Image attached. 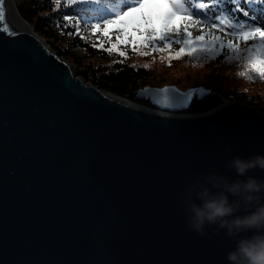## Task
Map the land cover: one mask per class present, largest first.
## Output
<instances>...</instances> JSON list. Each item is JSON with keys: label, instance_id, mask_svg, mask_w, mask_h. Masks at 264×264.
<instances>
[{"label": "water", "instance_id": "water-1", "mask_svg": "<svg viewBox=\"0 0 264 264\" xmlns=\"http://www.w3.org/2000/svg\"><path fill=\"white\" fill-rule=\"evenodd\" d=\"M0 9V264H228L240 237L198 235L182 201L209 174L246 178L229 164L264 155V113L183 114L207 91L176 86L132 103L77 77L13 0Z\"/></svg>", "mask_w": 264, "mask_h": 264}, {"label": "trees", "instance_id": "trees-1", "mask_svg": "<svg viewBox=\"0 0 264 264\" xmlns=\"http://www.w3.org/2000/svg\"><path fill=\"white\" fill-rule=\"evenodd\" d=\"M16 9L20 17L27 22L34 32L42 38L50 50L53 51L59 58L68 61L75 68L77 77L83 79L85 83L94 85L105 92L112 93L120 98L126 99L132 103L138 104L146 108H152L149 99H138V92L146 87H161L165 86L164 82L158 81L154 76H151L150 69L146 65L141 63L133 64V56L136 55L134 48L132 54H128L129 51L120 55L119 48L124 45V40L121 44L113 45L112 43L121 38L125 33L123 24L114 25L109 28L108 35H104L105 26L107 20H116L117 17L113 14L108 16L105 4H79L69 7L63 3L62 0H13ZM206 4H212L214 0H198ZM117 5H120L118 0L111 6L116 10ZM237 5L248 11L249 16H243L242 12L235 11ZM147 9L145 10L146 18ZM201 18L204 14H200ZM216 16H229L240 21H246L249 26L252 25H264V4H259L255 0H221L215 7L209 8L208 26L200 25L194 21L195 26H201L200 30L209 33L215 40L205 37L204 40H195V33H191L185 40L190 41L189 44H184L185 52L180 54L179 49L171 51L175 52L174 57L165 55V57L174 62L179 60L180 57L184 58L187 63L190 62H204L205 59L216 60V62H227L236 60L239 63L240 70L246 71L249 67V63L252 62V72L256 68L264 67L261 61H264V43H260L259 40L255 44V41L247 42L245 45H239L240 40L232 33L233 29L227 28L224 31L213 29L210 25L215 22ZM65 17H72L73 20H67ZM107 18V20H104ZM79 21V27L77 28L74 21ZM188 19L178 20L180 25ZM100 22V30L93 31L88 25L96 24ZM81 26L87 29L88 34L81 32ZM172 26V25H170ZM148 27V26H146ZM112 29V30H111ZM180 29V27H179ZM247 30V29H244ZM118 37L116 38V36ZM219 37V39H217ZM100 40L109 41L108 46H97ZM231 41L229 47L228 42ZM221 45H223V54L217 55L221 51ZM137 47H139L137 45ZM239 49L246 50L245 52L236 51ZM130 48V43L128 44ZM192 48H196V52L192 56L188 55V52ZM203 49H210L209 52L204 53ZM150 56H157V52ZM193 60V61H192ZM246 61V62H241ZM255 74L262 75L255 71ZM175 85L181 90L192 88H203L207 91V94L203 97H194L189 108L183 112L187 115H196L209 112L227 102L235 100L232 94L223 92L215 84L205 85L198 83L196 85H188V87H180L177 83L168 84ZM246 99V98H245ZM240 99L250 106L259 107L264 113V105L254 98L250 97L248 101ZM260 105V106H259Z\"/></svg>", "mask_w": 264, "mask_h": 264}, {"label": "clouds", "instance_id": "clouds-1", "mask_svg": "<svg viewBox=\"0 0 264 264\" xmlns=\"http://www.w3.org/2000/svg\"><path fill=\"white\" fill-rule=\"evenodd\" d=\"M229 168L246 178L230 181L223 175L209 174L203 182L197 180L186 189L182 205L188 225L201 236L206 227L215 226L228 237H240L227 252L228 264H264V180L248 175L255 169L264 171V155L236 156ZM245 232L252 234L240 235Z\"/></svg>", "mask_w": 264, "mask_h": 264}, {"label": "rangeland", "instance_id": "rangeland-1", "mask_svg": "<svg viewBox=\"0 0 264 264\" xmlns=\"http://www.w3.org/2000/svg\"><path fill=\"white\" fill-rule=\"evenodd\" d=\"M158 2H160V0H158ZM90 4L94 3H89V5ZM127 10V6H123L121 4L117 5L116 11H120L121 15ZM200 28L201 26H195V23L190 20L184 21L181 25L180 21H177L168 28H162L160 24H157L155 31L150 26L133 27L131 32L135 33V40L132 35H128L125 38L124 33L121 38L114 41L112 44L122 45V41L124 40V45L118 49L119 52L126 53L129 51L128 54L131 55L132 49L134 48L133 50L136 55L133 56L134 59L131 60L132 63H141L146 65V67L151 70V76H154L158 81H160V83L164 82L165 86H175L168 85L171 83H177V85L180 87H188V85L191 86L198 83H203L207 86L215 84L220 90L230 93L234 98H236L232 101L241 102V98H246L245 100L253 101L249 98L254 97L260 102V104L264 105V75L255 74L256 70L252 72V62L249 63L247 70L243 72L239 71V63L234 59L229 62L224 60L225 64L223 65L222 62L217 63L216 60L208 59H205L204 62H194L192 60L193 62L189 61V63H187L188 61L181 57L179 60L171 62L165 57L167 54L170 57H174L175 52L172 53L171 51L182 47L184 44H189L184 42L188 37L186 35V31L195 33L196 36L204 35V37L215 40L214 37H212L209 33L200 30ZM81 32L88 34L87 29L83 28L82 26ZM160 35L172 37L173 39L168 41H160ZM117 37L118 35L116 38ZM177 37L180 38V43L175 42V38ZM257 40H259V37H257L255 44L258 42ZM252 41L255 40H249L248 43ZM237 42H240L239 45H245L242 39L238 40ZM106 43L110 44L109 41L100 40L97 43V46H108L109 44ZM129 43L130 48H128ZM137 45L139 47H137ZM156 52L157 56H150ZM241 62L244 63L246 61ZM241 73H243V75H241ZM165 86L149 88H162ZM189 89H192V86ZM186 90L188 89L183 91Z\"/></svg>", "mask_w": 264, "mask_h": 264}, {"label": "snow or ice", "instance_id": "snow-or-ice-1", "mask_svg": "<svg viewBox=\"0 0 264 264\" xmlns=\"http://www.w3.org/2000/svg\"><path fill=\"white\" fill-rule=\"evenodd\" d=\"M63 3L67 4L69 7L73 5L79 4H87L94 3L96 5L105 4L107 11L109 13L108 16L115 15L117 17L116 20H107L104 35H108V29L113 27L114 25L123 24L125 31V38L128 35H132L134 40L136 39L135 33L131 32L133 27H144L150 26L153 30H156V25L160 24L162 28H168L170 25L175 24L178 20L188 19L190 21H194L200 25L208 26V20L211 17H208L209 8L215 7L216 4L220 3L221 0H214L212 4H206L203 2H198V0H118V2L127 6L128 10L123 12L121 15L120 11H116L111 6L116 0H62ZM259 4H264V0H255ZM235 3V0H233ZM138 5V6H137ZM147 9L146 18H145V10ZM235 11L242 12L243 16L248 17V11L244 10L242 7L237 5ZM203 13L204 17L201 18L200 14ZM4 19V11L0 9V21ZM67 20H73L72 17H65ZM76 27H79V21H74ZM88 27L92 28L93 31L100 30V22L96 24L88 25ZM213 29H218L220 31H224L227 28L233 29L232 33L225 34H234L240 39L244 41L245 44L249 40H256L259 37V42L264 43V25H252L249 26L246 21H240L235 18H230L229 16H216L215 22L210 25ZM247 29V30H244ZM187 36H191L190 32L186 31ZM119 39V37H118ZM142 39V38H141ZM160 41H168L173 39L172 37H167L164 35L159 36ZM196 40L202 41L205 39L204 35H197L195 37ZM219 39V37H217ZM123 42V41H122ZM176 43H180V38H175ZM185 43H189L190 41L185 40ZM229 47L231 46V41L228 42ZM223 45H221V51L217 53V55L223 54ZM196 48H192L191 51L188 52L189 56H192L194 52H196ZM204 53L210 51V49H203ZM236 51L245 52L246 50L239 49L237 47ZM185 52V48L181 47L179 49V53L177 55L183 54ZM121 56L124 53H120ZM261 64H264V61H261ZM256 71L264 75V67L256 68ZM243 75V73H241Z\"/></svg>", "mask_w": 264, "mask_h": 264}]
</instances>
